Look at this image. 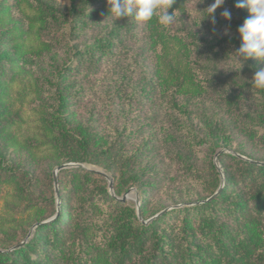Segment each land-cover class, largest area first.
<instances>
[{"label": "rangeland", "instance_id": "1", "mask_svg": "<svg viewBox=\"0 0 264 264\" xmlns=\"http://www.w3.org/2000/svg\"><path fill=\"white\" fill-rule=\"evenodd\" d=\"M39 2L57 9L70 6L69 0H0V10L8 12L1 13L0 20V52H7L6 59L0 62V150L3 160L0 170V252L28 242L38 223L56 217L62 201L72 206L77 226L81 220L77 212L85 213L90 227L100 224L110 209L100 202L97 204L100 207H89L88 210L81 207L88 198L80 188H75L71 177L64 173L67 170L83 169L93 173V178L100 182L97 185L104 187L117 201L125 197L123 203L118 202L132 209L146 225L163 212L196 206L206 200V194L190 178L191 172L207 175L210 181V166L214 165L220 181L216 194L225 186V172L232 173L233 161L228 155L241 159L237 156L245 154V159L253 158L264 165V134L257 135L262 128L248 117L258 112L260 95L256 89L242 91L237 107L223 104L222 98L218 99L213 92L192 98L184 105L180 103L178 108L173 107L161 93L159 65L152 58L153 50L142 39L141 22L138 21L137 40L125 42L112 54L100 57L98 65L89 73L83 67L78 68L64 83L70 94L66 113L70 125H82L97 134L104 141L105 151L82 163L61 159L53 144V134L44 123L54 104L51 96L53 80L46 82L42 77L53 64L61 65L64 60L67 63L72 60L74 65L77 62L76 56L70 52L67 55L66 48L60 43L81 49L83 44H90L105 32L109 18L97 13L75 33L62 29L51 31L49 27L42 28ZM104 2L110 6L108 0ZM172 2L168 12L175 11L176 19L168 28L171 35H190L195 39L211 37L205 35L200 22L205 9L214 0ZM92 3L94 8L105 7L99 0ZM224 9H228L226 4L215 13L221 14ZM236 18L231 11L229 24L221 25L216 37H235ZM43 41L53 42L48 46L51 50L46 48L37 55ZM160 48L156 52H161ZM14 50L21 54L20 57L12 52ZM235 52H231L229 63L219 68L224 81L222 90L250 85L255 72L264 68V63L256 59L252 64L255 71L244 61L237 62ZM207 56L204 51V61ZM242 63L244 65L239 69ZM200 64L202 68L206 66L204 62ZM178 127L184 130L181 135ZM187 154L189 166L194 168L191 171L186 170L185 159L183 165L177 159L179 155ZM62 165L69 167L57 171ZM132 177H141L139 181L144 184L153 183L146 199L142 193L145 185L133 182ZM72 180H75L73 176Z\"/></svg>", "mask_w": 264, "mask_h": 264}, {"label": "trees", "instance_id": "2", "mask_svg": "<svg viewBox=\"0 0 264 264\" xmlns=\"http://www.w3.org/2000/svg\"><path fill=\"white\" fill-rule=\"evenodd\" d=\"M92 1L69 0L70 6L63 9L41 2L38 5L42 28L49 27L51 31L62 29L75 33L79 26L84 27L86 20L93 19L97 13L109 18L105 32L90 44H83L81 49L60 43L66 48L67 55L70 52L76 56V66L72 60L69 59V63L64 60L61 65L50 66L47 75L42 77L46 82L53 80L51 96L54 104L44 123L53 134L56 152L64 161L87 162L95 154L105 151L104 141L97 134L82 125H70L66 115L70 94L64 83L78 68L83 67L89 73L98 65L100 57L112 54L125 42L137 40L136 28H141L144 43H148L154 52L152 58L159 65L161 93L173 107L178 108L180 103L184 105L192 98L212 92L218 99L222 98L223 104L237 107L242 91L253 89L251 84L220 89L224 81L219 68L227 65L231 52L240 47L241 37L237 29L250 15L249 11L235 7L238 0H225L224 3L237 17L234 22L236 36L233 38H217L219 27L229 22L215 13L213 23L210 17H206L205 10L200 25L205 35L211 36L209 39L171 35L169 29L159 25L156 17L141 22L140 28L133 17L114 21L110 6H106L104 0H99L105 5L101 8H94ZM1 13L8 12L0 10V20L4 15ZM51 43L41 42L42 49L37 55L46 48L50 51L48 46ZM158 47H161V52H156ZM204 51L210 57V60L205 58L207 63L203 60ZM12 52L19 57L21 55L16 50ZM6 55L7 52H0V62L6 59ZM200 62L206 66L202 68ZM254 62L253 58L245 63L255 71ZM255 91L260 95L258 112L248 117L252 123L261 126L262 130L257 132L259 136L264 134V90ZM177 131H180L179 135L184 133L179 127ZM239 156L241 159L228 155L233 161L232 173L225 172V186L217 195L219 175L211 164L210 181L207 175L200 172L190 173V178L206 194L205 201L161 214L146 225L132 209L111 198L104 187L97 185L100 182L93 178V173L83 169L67 170L64 173L71 177L75 188H80L88 198L81 207L86 210L100 207L97 205L100 202L110 211L95 227L87 223L85 213L77 212V217L81 219L77 226L72 206L62 201L57 216L50 222L38 223L28 242L0 252V264H264V165H257L258 160L253 158L245 159V154L240 153ZM189 158L187 154L179 155L177 159L182 165L185 159L187 163L184 166L191 171L194 168L189 166ZM2 161L0 150V170ZM140 178L132 177V180L138 183ZM139 184L145 185L142 193L146 199L153 183L139 181ZM210 198L213 199L206 202ZM73 226L74 229H71Z\"/></svg>", "mask_w": 264, "mask_h": 264}, {"label": "clouds", "instance_id": "3", "mask_svg": "<svg viewBox=\"0 0 264 264\" xmlns=\"http://www.w3.org/2000/svg\"><path fill=\"white\" fill-rule=\"evenodd\" d=\"M172 0H108L113 20L122 17H133L138 22H148L156 17L159 25L170 28L175 19V11L169 14ZM225 0H214L205 10L206 17L215 22V12ZM237 9L247 8L250 15L237 29L241 37V45L233 54L236 61L256 59L264 63V0H238ZM225 20L231 19V12L224 9L220 14ZM244 63L240 64L241 69ZM251 85L257 90H264V68L256 71Z\"/></svg>", "mask_w": 264, "mask_h": 264}, {"label": "water", "instance_id": "4", "mask_svg": "<svg viewBox=\"0 0 264 264\" xmlns=\"http://www.w3.org/2000/svg\"><path fill=\"white\" fill-rule=\"evenodd\" d=\"M237 157H239V158H241L240 156H237ZM257 165H260V166H262L263 164H261V163H256ZM69 167V165H62V166H60V167H58L57 168V171H61V170H63V169H66V168H68ZM104 176V175H103ZM105 177V176H104ZM56 183V182H55ZM111 188H112V186H111V184L109 185V190H111ZM221 191V189H219L218 190V192L215 194V195H217L219 192ZM213 198H210V199H208L206 202H208V201H211ZM118 201H120V202H124L125 201V197H122L121 199H118ZM164 213V212H163ZM163 213H161V214H163ZM161 214H159V215H161ZM158 215V216H159ZM57 216V215H56ZM54 219V218H53ZM53 219H51V220H53ZM51 220H49L48 222H50ZM148 222H146L145 224H147ZM36 227V226H35Z\"/></svg>", "mask_w": 264, "mask_h": 264}]
</instances>
